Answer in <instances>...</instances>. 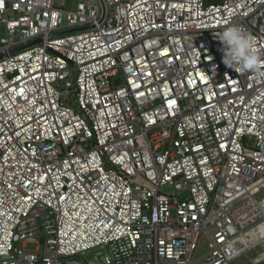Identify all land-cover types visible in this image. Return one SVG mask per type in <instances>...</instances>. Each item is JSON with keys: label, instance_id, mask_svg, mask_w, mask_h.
Returning <instances> with one entry per match:
<instances>
[{"label": "built area", "instance_id": "2783aa9c", "mask_svg": "<svg viewBox=\"0 0 264 264\" xmlns=\"http://www.w3.org/2000/svg\"><path fill=\"white\" fill-rule=\"evenodd\" d=\"M229 25L264 58V0H0V264L264 263V76Z\"/></svg>", "mask_w": 264, "mask_h": 264}, {"label": "clouds", "instance_id": "9594fccd", "mask_svg": "<svg viewBox=\"0 0 264 264\" xmlns=\"http://www.w3.org/2000/svg\"><path fill=\"white\" fill-rule=\"evenodd\" d=\"M222 50L223 64L243 75L245 73L264 76V58L256 49L255 39L242 27L229 25L214 34Z\"/></svg>", "mask_w": 264, "mask_h": 264}, {"label": "rangeland", "instance_id": "374dc122", "mask_svg": "<svg viewBox=\"0 0 264 264\" xmlns=\"http://www.w3.org/2000/svg\"><path fill=\"white\" fill-rule=\"evenodd\" d=\"M0 36H2V33H0ZM164 190H170V188L168 189L165 188ZM207 243H208L207 236L204 233H202L199 239V242H198L197 249L194 253V259L200 257L202 254H204L207 251ZM32 247L33 245L27 246V248H32ZM104 251H105L104 249H91V250L81 253L78 256H74V258L72 259L77 261L80 264H96V263L104 264V259H103ZM254 253L255 251L248 253L240 257L236 262L232 261L230 264H243L247 262L248 258L252 257Z\"/></svg>", "mask_w": 264, "mask_h": 264}, {"label": "water", "instance_id": "95a60500", "mask_svg": "<svg viewBox=\"0 0 264 264\" xmlns=\"http://www.w3.org/2000/svg\"><path fill=\"white\" fill-rule=\"evenodd\" d=\"M81 30H84V29H73V30H70V31H67V32L59 33L58 35L75 33V32L81 31ZM40 42H41V38H38V39L30 41V42H28V43H26L24 45H21V46L15 47V48H11V49L8 50V54L11 55L13 53L25 50V49L29 48L32 45L39 44ZM5 55H6L5 53H0V58H2Z\"/></svg>", "mask_w": 264, "mask_h": 264}, {"label": "trees", "instance_id": "16d2710c", "mask_svg": "<svg viewBox=\"0 0 264 264\" xmlns=\"http://www.w3.org/2000/svg\"><path fill=\"white\" fill-rule=\"evenodd\" d=\"M213 1H218V0H206V2L208 3V2H213ZM258 264H264V263H258Z\"/></svg>", "mask_w": 264, "mask_h": 264}]
</instances>
